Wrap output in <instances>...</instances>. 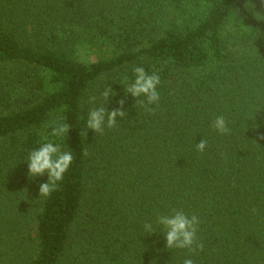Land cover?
Instances as JSON below:
<instances>
[{
	"label": "trees",
	"instance_id": "trees-1",
	"mask_svg": "<svg viewBox=\"0 0 264 264\" xmlns=\"http://www.w3.org/2000/svg\"><path fill=\"white\" fill-rule=\"evenodd\" d=\"M254 11L264 16L261 0H0V264H264ZM94 48L105 54L84 60ZM135 67L160 76L154 112L125 95ZM120 99L116 127L79 135L89 108ZM221 115L229 134L211 127ZM65 122L68 135L51 136ZM48 141L73 162L39 199L48 177L30 178L27 159ZM172 208L198 215L202 252L165 247L156 219Z\"/></svg>",
	"mask_w": 264,
	"mask_h": 264
},
{
	"label": "clouds",
	"instance_id": "clouds-1",
	"mask_svg": "<svg viewBox=\"0 0 264 264\" xmlns=\"http://www.w3.org/2000/svg\"><path fill=\"white\" fill-rule=\"evenodd\" d=\"M264 3V0H261ZM249 6L254 10L253 5L248 2L245 8L248 10ZM254 17H258V21L264 20V16L254 11ZM134 80L128 82V78L124 77L122 84L124 85L125 95H131L136 98V105L139 104L147 112H154L150 106L156 104L158 106L160 101V94L157 91L160 85V76L156 71L148 73L143 67H135L133 69ZM110 94H114L112 88H106L100 94V99L107 101ZM140 97L145 99L141 100ZM97 97L89 98L88 103L95 105ZM119 107L109 111L104 103L98 107L94 106L88 109L86 118L81 116V119H86V124L83 130L79 133L81 137H87L88 130H92L95 134L103 135L105 127L109 130L116 127L117 118H123L127 115L124 109L125 99H120ZM213 130L220 135L229 134L230 129L227 126L224 116H217L211 124ZM71 126L68 123H55L52 127L51 136L64 137L67 136ZM264 140V135L258 137ZM207 147V140L202 139L196 144V149L203 152ZM87 155V151L82 152ZM73 162V154L71 151H62L61 146L48 141L41 144L35 150L29 153L27 159L28 175L30 178L44 176L47 174V182L39 185V199L41 197L47 198L53 192L58 190L59 183L63 180L64 174L68 171ZM156 223L163 228V235L166 240L165 247L167 249H187L192 255L202 252L204 244L198 240L197 232L201 223L200 218L196 214L187 215L183 210L172 208L168 214H158ZM145 232L155 233V229L151 223L143 225ZM183 264H194L190 258H186Z\"/></svg>",
	"mask_w": 264,
	"mask_h": 264
},
{
	"label": "rangeland",
	"instance_id": "rangeland-1",
	"mask_svg": "<svg viewBox=\"0 0 264 264\" xmlns=\"http://www.w3.org/2000/svg\"><path fill=\"white\" fill-rule=\"evenodd\" d=\"M97 48H94V52L92 53V50H89V54L85 57V55H83V59L84 60H90V61H96L97 59H99L101 57V55L105 54L104 53H100L99 50H96Z\"/></svg>",
	"mask_w": 264,
	"mask_h": 264
}]
</instances>
